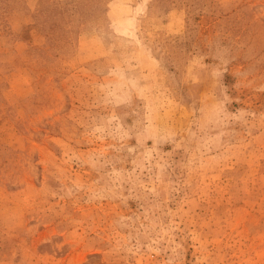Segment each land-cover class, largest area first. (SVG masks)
Wrapping results in <instances>:
<instances>
[{
	"label": "rangeland",
	"instance_id": "374dc122",
	"mask_svg": "<svg viewBox=\"0 0 264 264\" xmlns=\"http://www.w3.org/2000/svg\"><path fill=\"white\" fill-rule=\"evenodd\" d=\"M0 264H264V0H0Z\"/></svg>",
	"mask_w": 264,
	"mask_h": 264
}]
</instances>
